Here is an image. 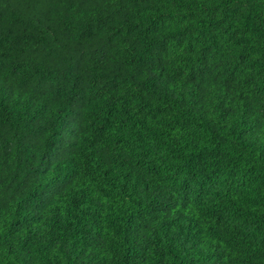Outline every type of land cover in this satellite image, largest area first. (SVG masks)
<instances>
[{
	"label": "trees",
	"instance_id": "1",
	"mask_svg": "<svg viewBox=\"0 0 264 264\" xmlns=\"http://www.w3.org/2000/svg\"><path fill=\"white\" fill-rule=\"evenodd\" d=\"M0 264H264V0H0Z\"/></svg>",
	"mask_w": 264,
	"mask_h": 264
}]
</instances>
